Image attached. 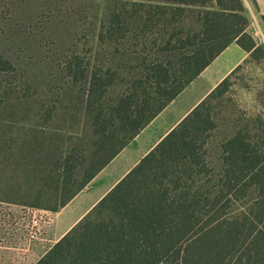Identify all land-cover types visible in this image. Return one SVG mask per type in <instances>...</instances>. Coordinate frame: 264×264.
I'll list each match as a JSON object with an SVG mask.
<instances>
[{
	"label": "trees",
	"instance_id": "1",
	"mask_svg": "<svg viewBox=\"0 0 264 264\" xmlns=\"http://www.w3.org/2000/svg\"><path fill=\"white\" fill-rule=\"evenodd\" d=\"M248 24L243 0L108 2L95 42L60 63L69 93L63 110L72 114L56 129L67 128L76 144L88 145L85 153L75 145L62 159L67 179H79L76 187L75 179L65 181L60 206L230 43L251 58L264 57ZM239 67L34 264H264V120L244 116L232 123V133L215 145L217 163L207 148L210 103ZM25 80L0 53L2 100L12 87L35 89V81ZM7 122L1 119V126ZM49 127L29 128L44 144ZM7 133L0 130V157L12 153ZM0 187L1 200L52 209L39 203L35 188Z\"/></svg>",
	"mask_w": 264,
	"mask_h": 264
},
{
	"label": "rangeland",
	"instance_id": "2",
	"mask_svg": "<svg viewBox=\"0 0 264 264\" xmlns=\"http://www.w3.org/2000/svg\"><path fill=\"white\" fill-rule=\"evenodd\" d=\"M110 1L0 0V53L10 60L20 79L36 82L33 90L12 87V93L9 91L4 100L0 97V122L9 121L4 126L0 123V130L7 131V137L12 139V153L0 157V185L35 188L39 191V203L52 209L58 208L68 195L61 191L65 181L70 184L75 179L76 187L79 179H67L62 168L64 155L75 145L83 153L88 151L87 144L75 143L67 128L56 129L63 118L68 125L72 114L63 110V105H69V93L61 78L60 63L65 54L85 50L95 42L100 18ZM251 9L247 31L264 51V24ZM28 93L27 100L20 98ZM210 115L214 128L207 148L217 163L215 145L232 133V123L244 116L259 115L264 120V57L245 56L227 88L212 99ZM37 122L50 126L45 130L44 144L43 138L29 128ZM5 197L4 188L0 187V264H12L11 259L18 253L13 248L20 246V235L22 248H27L32 221L36 220L41 230L40 223L51 215L52 209L1 200Z\"/></svg>",
	"mask_w": 264,
	"mask_h": 264
},
{
	"label": "crops",
	"instance_id": "3",
	"mask_svg": "<svg viewBox=\"0 0 264 264\" xmlns=\"http://www.w3.org/2000/svg\"><path fill=\"white\" fill-rule=\"evenodd\" d=\"M243 2L247 16L253 8L258 19L261 20V16L264 15V0H243ZM246 55L247 53L237 43H230L81 190L64 205L51 210L49 222L43 224L37 239L27 245V248H22L20 235L18 241L20 246L13 248L17 249L18 253L11 259L12 264H34L38 261L194 106L240 64Z\"/></svg>",
	"mask_w": 264,
	"mask_h": 264
},
{
	"label": "built area",
	"instance_id": "4",
	"mask_svg": "<svg viewBox=\"0 0 264 264\" xmlns=\"http://www.w3.org/2000/svg\"><path fill=\"white\" fill-rule=\"evenodd\" d=\"M33 225L32 227L28 230L27 232V241L28 242H32L34 241L35 239H37L38 237V232L40 231L39 227V223L37 224V221L36 220H33ZM49 222V217L46 218V219H43V221L40 223V224H47ZM37 227V229L35 230L34 227Z\"/></svg>",
	"mask_w": 264,
	"mask_h": 264
}]
</instances>
